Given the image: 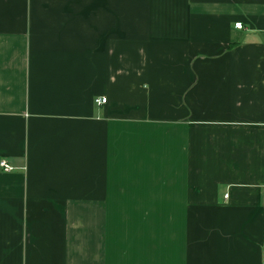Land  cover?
Masks as SVG:
<instances>
[{"label": "crops", "instance_id": "obj_1", "mask_svg": "<svg viewBox=\"0 0 264 264\" xmlns=\"http://www.w3.org/2000/svg\"><path fill=\"white\" fill-rule=\"evenodd\" d=\"M2 160L0 264H264V0H0Z\"/></svg>", "mask_w": 264, "mask_h": 264}, {"label": "built area", "instance_id": "obj_2", "mask_svg": "<svg viewBox=\"0 0 264 264\" xmlns=\"http://www.w3.org/2000/svg\"><path fill=\"white\" fill-rule=\"evenodd\" d=\"M235 27L237 28V29H239V30H243L244 29V25L242 24V23H237L236 25H235ZM96 103L98 104V105H105L106 103H107V99L106 98H102V99H97L96 100ZM0 167H1V169L4 171V172H12L13 171V167L12 166H10L8 163H7V161H5V160H2L1 162H0Z\"/></svg>", "mask_w": 264, "mask_h": 264}]
</instances>
